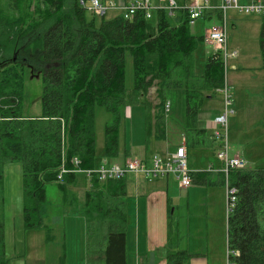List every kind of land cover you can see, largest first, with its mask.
Listing matches in <instances>:
<instances>
[{"label": "trees", "instance_id": "trees-1", "mask_svg": "<svg viewBox=\"0 0 264 264\" xmlns=\"http://www.w3.org/2000/svg\"><path fill=\"white\" fill-rule=\"evenodd\" d=\"M19 3L0 0V200L4 167L18 163L25 231L47 227L45 184L54 182L63 204H81L84 264H127L129 176L99 181L96 176L87 180L81 174L68 173L59 181L61 162L64 158L71 169L70 161L78 158L82 170L93 169L102 161L124 163L129 151L126 147L120 150L119 126L122 111L132 105L143 107L146 139L164 142L166 105L170 106L180 89L185 99V119L180 124L187 160L191 149L210 148L215 138L197 121L205 99L216 96V90L223 86L220 53L208 54L202 73L196 74L195 53L203 36L191 33L189 16L183 9L175 22L173 11L170 14L164 7L156 8L150 19L137 12L126 20L120 13L95 17L77 0H34L32 10L29 6L25 13L20 12ZM214 15L221 19L219 11ZM259 47L264 69V18ZM126 55L132 61L130 90L125 86ZM26 66L41 73L40 114L36 116L24 113ZM151 87L155 89V105L145 99ZM96 107L112 116L104 128L101 154L96 152ZM221 147L212 151L216 153ZM147 150L145 140L142 160L147 162L154 155L167 154L157 152L148 157ZM211 174L215 173L195 171L190 174L191 184L225 185L223 175L212 179ZM81 179L86 186L83 201L69 188L77 190ZM228 184L236 189L235 204L226 221L227 249L235 253L230 259L235 264H264V168L232 170ZM173 248L171 244L166 247V264H189L194 255L186 250L173 252ZM7 263L0 221V264Z\"/></svg>", "mask_w": 264, "mask_h": 264}, {"label": "rangeland", "instance_id": "rangeland-1", "mask_svg": "<svg viewBox=\"0 0 264 264\" xmlns=\"http://www.w3.org/2000/svg\"><path fill=\"white\" fill-rule=\"evenodd\" d=\"M214 2L215 0H209ZM176 7L173 11V20L179 16L183 8V0H175ZM34 0H20L19 10L25 13L32 10ZM152 6L160 4V7L167 8L168 0H151ZM206 10L203 15L190 26V31L195 36H201L211 26L219 24L214 17H206ZM113 13H108L110 18ZM87 18L90 16L87 14ZM263 18L256 15L246 16L234 10L227 11V45L228 49L235 50L239 54L238 60H230L235 63L236 70L228 71L226 83L232 95V114L228 116L226 125L227 153L231 157L236 154L244 157L248 169L264 168V70L261 69V53L259 47V32ZM219 22V23H218ZM213 52V46L199 44L195 53L198 61L196 66L198 72L202 71L205 56ZM204 57V60H203ZM235 60V59H234ZM201 61V66L199 62ZM126 72L125 86L128 90L132 87L133 73L132 61L129 55L125 56ZM24 113L30 116L40 114V98L42 93L41 73H36L29 66L25 68L24 80ZM154 87H151L145 99L152 105L157 103ZM221 112L223 113L222 97ZM220 98L216 103L219 106ZM170 104L166 124V132L169 135V142L166 149H172L181 136L180 123L185 119L184 91L177 90ZM220 107L218 108V110ZM207 110L201 108L198 113L197 124L202 125V117H205ZM141 105L125 107L122 111V120L119 126L120 150L128 149L131 158L142 159L145 155V140H147V155L151 157L157 152V146L164 149V143L160 144L153 138L146 139L144 132V114ZM112 121V116L101 107L95 108V137L96 152L102 153L104 144L105 125ZM222 133L221 127L217 128ZM225 139H214L210 148H193L190 150V161L206 170L208 164L218 165L213 148L223 145ZM160 144V145H158ZM161 153V152H159ZM17 164H8L4 167L3 200H0V221L4 225L5 255L8 262L13 264H84L85 256V226L80 210V203L71 206L63 204L62 194L54 182L45 184L46 197L48 202L46 228L25 231L23 222L19 216L18 191L14 187L20 182L21 174ZM19 166V165H18ZM20 167V166H19ZM80 182V181H79ZM77 190L70 188L76 197L84 195L81 183H77ZM9 190L10 199L5 196V189ZM219 188L225 189V185L215 187L214 195L207 198L202 196L194 206L186 208V190L169 192L172 196L171 209L166 213V201L161 206L159 195H143L139 198L138 209L143 210V216L149 215L148 238L158 236L163 232H170L173 252L187 249L189 243L195 246L200 252L196 264H227L226 226L225 232L221 224L222 204L218 194ZM191 189V188H190ZM189 189V190H190ZM192 190V189H191ZM190 190V191H191ZM226 194V193H225ZM193 205L192 197H189ZM147 204H152L147 213ZM191 205V204H190ZM127 214L133 219L135 210L133 199L126 202ZM195 215V221L190 220ZM226 215V198H225ZM142 216V213H140ZM206 216L208 219H206ZM226 218V217H225ZM169 223V224H168ZM132 224V223H131ZM169 225V227H168ZM47 238H49L47 240ZM178 239V240H177ZM196 241V243H195ZM194 255V254H193ZM195 257V256H194ZM194 264V262H191Z\"/></svg>", "mask_w": 264, "mask_h": 264}, {"label": "built area", "instance_id": "built-area-1", "mask_svg": "<svg viewBox=\"0 0 264 264\" xmlns=\"http://www.w3.org/2000/svg\"><path fill=\"white\" fill-rule=\"evenodd\" d=\"M79 4L88 13L95 17H103L108 13L119 12L124 19L130 20L137 12H144L147 19L151 18L152 12L156 9L151 4V0H131L130 2H116L109 0L102 2L101 0H77ZM183 10L188 13V23L192 26L203 14L204 11L212 9L221 13V22L207 29L203 36L205 44L213 46V52H219L223 63V86L218 88L216 92L222 97L223 113L215 118L213 123V136L217 140L225 139L222 147L215 154L216 160L220 163V167L216 168L213 165L208 166L207 172L221 174L224 176L226 186V216L230 213L235 204L236 189L228 184V174L232 170L242 171L248 169L247 162L243 158L229 157L226 144V125L227 119L233 111L232 95L228 84L226 83V74L231 69L229 61L237 57V52L228 49L227 45V28L226 13L228 10H234L244 15H256L264 18V0H217V6H210L209 0H184ZM170 14L176 7L175 0H168ZM169 110V105H166V111ZM221 127L223 132H218L217 128ZM80 160L73 158L70 161L71 169L67 168L66 161L63 158L57 179L62 180L63 176L68 173L81 174L89 180L96 176L99 181L118 180L127 176L142 177L145 180H155L172 176L175 178L178 187L187 189L191 186L192 179L190 174L195 172L188 167L187 151L184 145L178 146L173 152L167 153L164 156L154 155L151 159L143 161L142 159L127 158L124 163L102 161L93 169H80ZM235 253L227 249V264H235L230 255Z\"/></svg>", "mask_w": 264, "mask_h": 264}, {"label": "crops", "instance_id": "crops-1", "mask_svg": "<svg viewBox=\"0 0 264 264\" xmlns=\"http://www.w3.org/2000/svg\"><path fill=\"white\" fill-rule=\"evenodd\" d=\"M116 2H122V1H131V0H113ZM185 1L183 0V3ZM210 2V1H209ZM219 3L217 0H215L214 2L211 1L210 6H217ZM155 8H159L160 4H154ZM217 11L209 9V12L206 13V17L204 16V18H212L214 17V13H216ZM113 15L119 14V12H112ZM112 15V16H113ZM226 17H227V13H226ZM219 22H221V19H219ZM218 22V23H219ZM205 33V32H204ZM203 36V34L201 35ZM235 51V50H233ZM237 52V51H236ZM210 54V53H209ZM207 56V55H206ZM205 56V57H206ZM239 58V54L237 52V57L234 59H231L234 61L238 60ZM204 60V57H203ZM229 64L231 66V69L229 71H234L236 70V65L235 63H230ZM261 69L264 70L262 68V61H261ZM202 72H198L197 68H196V74L200 75ZM264 88V87H263ZM217 97H221L219 94H217L216 96L213 97H207L203 103L202 108H205L207 110V112L205 113V117H202V125L199 126L201 128H204L206 130H208L210 133L213 134L214 132V128L213 123L215 118H217L218 116H220V112H221V98H220V102H219V106L216 103V98ZM223 105V102H222ZM170 107V106H169ZM220 107V109L218 110V108ZM223 109V108H222ZM170 111V108H169ZM168 111V112H169ZM36 116V115H35ZM168 123V121H167ZM182 123V122H181ZM180 129H181V125H180ZM169 135L166 132V140L163 142L164 143V149L161 146H157V152H173L178 146L181 145H185L184 144V134L181 130V136L179 141L174 145V147L172 149H166V143L169 142ZM160 143V144H163ZM158 144V145H160ZM156 152V153H157ZM188 152V151H187ZM130 156V154L128 155ZM164 156V155H163ZM189 156H190V151H189ZM231 157H239V158H243L244 157H240L236 154H232ZM128 158V157H127ZM246 160V159H244ZM218 162V161H217ZM17 164V163H15ZM188 167L193 170V171H202L203 168L195 165V163H193V160L190 161V158L188 159ZM19 165V164H18ZM16 165V167H18V171L21 174V168ZM213 165L216 168L220 167V163L218 162V165L215 166L213 163L208 164V166ZM208 166L206 167V170L208 168ZM204 170V171H206ZM217 174H211V178L212 179H216ZM21 179V178H20ZM84 179H81L80 183L82 185V189L80 191H84L86 186L84 183ZM14 187L17 189L18 191V198H19V216L21 219L22 216V209H23V200H22V187H21V180L19 183L15 184ZM177 188L179 190H182L181 188L178 187V184L175 180L174 177L169 176V177H165V178H161V179H156V180H145L142 177H133V176H129L127 177L126 180V190H127V200L133 199V203H134V207L135 210H133L132 215L135 212V217L133 215V219H131V217L129 216V221H128V230H127V264H166V247L171 244L173 245L174 243H172V239L170 238V232H163L160 233L158 236L152 238V241L149 240L148 238V233H149V215L143 216V210H139L138 209V203H139V198L142 197L143 195L149 194V196H154V195H159L161 197V206H163V201H166V213L168 214V210L171 209V205H172V199L177 197V196H172L169 194V192H176L174 191V188ZM217 186H201V185H197V184H191V186H189L186 190V208L187 210L189 208H191L192 206H194V200L195 203L198 201V199L202 196H206L207 198H209L210 196L214 195V189ZM192 190H191V189ZM191 191H190V190ZM226 189V186H225ZM218 194L220 197V201L222 204V209H221V213H222V217H221V224L223 227V230L225 232V226H226V231H227V225H226V221H227V216L225 215V198H226V190H223L222 188H219L218 190ZM9 190L6 188L5 189V196L6 198L10 199V195L8 194ZM192 197L193 200V205L190 202L189 197ZM79 201H83V196L81 198H79ZM3 200V199H2ZM191 204V205H190ZM152 204H147V213L149 210V207ZM140 213H142V216H140ZM226 217V218H225ZM195 215H193V218H190V220L195 221ZM206 219H208V217L206 216ZM132 223V224H131ZM169 224V223H168ZM169 227V225H168ZM227 237V234H226ZM178 240V239H177ZM196 243V241H195ZM188 251L191 254H194V256L190 259L189 264H193L191 262L197 261L199 258H197V255L200 256V252L196 251L195 246L191 243H189V246L187 247V249H183ZM8 261V260H7ZM7 264H13L8 262ZM202 264V263H200ZM205 264H209L208 262H206Z\"/></svg>", "mask_w": 264, "mask_h": 264}]
</instances>
